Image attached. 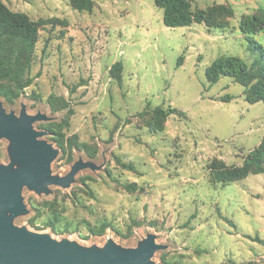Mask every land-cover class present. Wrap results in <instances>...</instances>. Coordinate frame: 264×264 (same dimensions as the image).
Returning <instances> with one entry per match:
<instances>
[{
  "label": "rangeland",
  "instance_id": "rangeland-1",
  "mask_svg": "<svg viewBox=\"0 0 264 264\" xmlns=\"http://www.w3.org/2000/svg\"><path fill=\"white\" fill-rule=\"evenodd\" d=\"M1 1L37 25L38 41L20 59L24 81L7 82L17 95L0 105L32 118L55 150L49 174L69 178L23 184L25 211L7 210L11 224L85 253L147 248L150 264H264V172L213 175L261 145L264 102L249 103L234 77L206 76L220 56L259 58L251 40L264 47V0H189L193 22L178 27L155 0ZM52 96L70 106L52 107ZM158 106L185 115L163 118ZM26 163L0 136V167Z\"/></svg>",
  "mask_w": 264,
  "mask_h": 264
},
{
  "label": "water",
  "instance_id": "water-1",
  "mask_svg": "<svg viewBox=\"0 0 264 264\" xmlns=\"http://www.w3.org/2000/svg\"><path fill=\"white\" fill-rule=\"evenodd\" d=\"M31 121L25 114L17 118L6 113L0 105V136L13 140L19 155L27 159L18 170L0 167V264H150L147 248L129 254L112 249L85 253L70 243L57 244L49 235L20 230L11 224L7 210L14 215L25 211L20 195L23 184L42 191L48 183L66 186L69 181L49 174L55 150L38 139L39 132Z\"/></svg>",
  "mask_w": 264,
  "mask_h": 264
},
{
  "label": "trees",
  "instance_id": "trees-1",
  "mask_svg": "<svg viewBox=\"0 0 264 264\" xmlns=\"http://www.w3.org/2000/svg\"><path fill=\"white\" fill-rule=\"evenodd\" d=\"M84 0H71L72 4L81 9ZM156 4L165 8V23L170 27L189 25L193 22L194 14L189 0H155ZM38 41V27L22 15L12 14L0 0V96L12 98L17 95L7 82L20 83L24 81V68L21 67L22 56H31ZM251 47L257 50L259 58L249 64L238 56H220L207 68L206 76L210 84L217 83L222 76L234 77L235 81L245 87V98L249 103L264 102V47L251 40ZM180 57L179 65L183 62ZM112 73L117 81H123V63L117 62L112 67ZM29 83L28 81L25 82ZM25 84V85H26ZM25 85H21L22 89ZM50 104L54 108H67L70 103L64 98L51 97ZM148 110L149 108L146 107ZM146 111V110H145ZM152 111L163 118L173 113L181 116L185 112L170 108L165 110L160 106ZM60 148L64 145L60 143ZM264 172V140L255 149L241 167H228L223 161L216 162L213 167V175L217 181H232L245 178L250 173Z\"/></svg>",
  "mask_w": 264,
  "mask_h": 264
}]
</instances>
